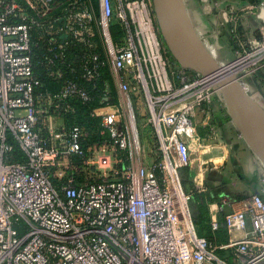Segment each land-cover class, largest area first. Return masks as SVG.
Listing matches in <instances>:
<instances>
[{"label": "built area", "instance_id": "built-area-1", "mask_svg": "<svg viewBox=\"0 0 264 264\" xmlns=\"http://www.w3.org/2000/svg\"><path fill=\"white\" fill-rule=\"evenodd\" d=\"M163 51L151 0H0V264H264L258 195L210 220L225 243L197 235L179 172L195 164L203 194L219 169L194 120L224 70L172 69ZM249 58L227 68L247 75ZM136 100L157 146L146 165Z\"/></svg>", "mask_w": 264, "mask_h": 264}, {"label": "crops", "instance_id": "crops-1", "mask_svg": "<svg viewBox=\"0 0 264 264\" xmlns=\"http://www.w3.org/2000/svg\"><path fill=\"white\" fill-rule=\"evenodd\" d=\"M254 1V3H250ZM183 0L189 19L203 45L218 63V56L232 49L228 37L229 15L235 12L238 32L245 42L256 40L254 33L264 34V0ZM229 5L222 6L225 3ZM245 3L240 10L235 5ZM255 87L242 85L246 94L251 96L264 110V69L252 79ZM200 110L204 112L196 125L204 144L209 146L204 156V165L219 167L218 170L204 171L206 192L197 194L192 189V177L196 166L181 171L186 172L190 184L191 202L194 216L199 217V208L204 210V218L223 221L226 214L242 207L245 200L258 195L264 202V164L257 159L240 136L229 118L223 100L213 97L209 104ZM204 117H207L204 119ZM207 166V167H208ZM193 219V218H192ZM210 233L213 243H223L227 239L223 229Z\"/></svg>", "mask_w": 264, "mask_h": 264}, {"label": "water", "instance_id": "water-1", "mask_svg": "<svg viewBox=\"0 0 264 264\" xmlns=\"http://www.w3.org/2000/svg\"><path fill=\"white\" fill-rule=\"evenodd\" d=\"M156 25L166 50L182 69L207 76L219 66L196 34L183 0H152ZM229 5L225 3L222 6ZM241 9L245 3L232 4ZM227 114L253 154L264 164V110L237 82L235 76L218 82Z\"/></svg>", "mask_w": 264, "mask_h": 264}, {"label": "rangeland", "instance_id": "rangeland-1", "mask_svg": "<svg viewBox=\"0 0 264 264\" xmlns=\"http://www.w3.org/2000/svg\"><path fill=\"white\" fill-rule=\"evenodd\" d=\"M236 13L237 12H235L234 15H231L233 17V21L231 23H228L230 27L228 28L229 31L227 33L229 38L227 39L229 40L232 49L224 53V56L222 57L218 56L219 64L217 65L219 66V68L221 67L223 68L224 73H222L223 74L222 76H224L227 73L225 72L227 66H230V64L232 65V63L234 64V62L237 59L245 55L249 56L250 58L248 59L247 64L249 65L253 64V66L251 65L250 68L249 67L248 69L246 68L248 70V74L245 75L244 72L237 71L235 77L237 79V82L241 86L245 85L247 87L253 88L255 87V84L252 83V79L255 76H257L262 69H264V44H263L264 34L263 36H261L258 33H254V37L256 36L255 37L256 40L251 41V43L245 42L243 38L240 36V33L238 32L239 30H238L237 25L234 26L235 22L237 21L236 16H239V12L238 14ZM113 37L115 40H120L121 37L117 29L113 30ZM163 48H164V51H163L164 56L168 59L169 66L172 69H174V67L172 66L175 65V61L170 56L169 52L166 50V47L164 44H163ZM218 96L221 97L220 94H218ZM134 110H135V114L137 117L136 120H137L138 132H139V136L141 140L140 142H141V146L143 149V163L144 165L150 164V162L158 158L157 152H156V148H157L156 140L154 137L153 129L150 125H148L147 115L145 112L143 102L141 100H136L134 102ZM197 120H199V115L196 117L194 121L197 122ZM179 176L182 182L181 185H182L183 191L185 193H189L190 184L187 179L188 177H187L186 172L180 171ZM191 194L193 195V191H191ZM189 207H190L192 218L195 221L196 218L194 216L193 204L191 200L189 203ZM202 231H206V230L203 229Z\"/></svg>", "mask_w": 264, "mask_h": 264}, {"label": "trees", "instance_id": "trees-1", "mask_svg": "<svg viewBox=\"0 0 264 264\" xmlns=\"http://www.w3.org/2000/svg\"><path fill=\"white\" fill-rule=\"evenodd\" d=\"M243 1V0H242ZM248 2H250L251 0H247ZM251 4L254 3V1L250 2ZM117 29L118 31V27H113V30ZM42 81V85L44 88H47L50 86V82L48 79H46L45 77L41 78ZM90 111L89 108H76V114L71 115V117L68 118L69 121H73L75 120L76 122L78 121V123L80 125H83L85 123H87L89 121V116H88V112ZM11 145L13 146V152L11 155V159L12 160H21L23 158V156L20 154L18 147L16 146L15 143L11 142ZM199 213L200 216L196 217L194 222V226L197 232V235L205 238L206 240H208V242L213 243V238L212 235L210 233V225L208 223V220L204 218V210L202 207L199 208ZM203 229H205L206 231H202ZM225 237L223 239V243H225Z\"/></svg>", "mask_w": 264, "mask_h": 264}, {"label": "bare ground", "instance_id": "bare-ground-1", "mask_svg": "<svg viewBox=\"0 0 264 264\" xmlns=\"http://www.w3.org/2000/svg\"><path fill=\"white\" fill-rule=\"evenodd\" d=\"M226 71H227V73H226L227 75H224V77L231 76L236 70L235 69L227 68Z\"/></svg>", "mask_w": 264, "mask_h": 264}]
</instances>
